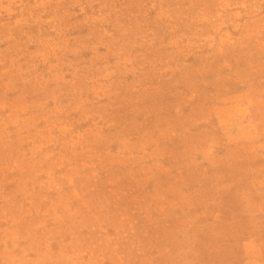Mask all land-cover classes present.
<instances>
[{
  "label": "rangeland",
  "instance_id": "1",
  "mask_svg": "<svg viewBox=\"0 0 264 264\" xmlns=\"http://www.w3.org/2000/svg\"><path fill=\"white\" fill-rule=\"evenodd\" d=\"M0 264H264V0H0Z\"/></svg>",
  "mask_w": 264,
  "mask_h": 264
}]
</instances>
